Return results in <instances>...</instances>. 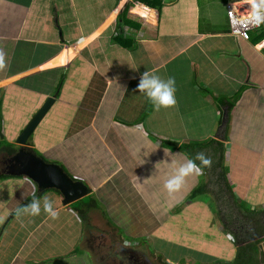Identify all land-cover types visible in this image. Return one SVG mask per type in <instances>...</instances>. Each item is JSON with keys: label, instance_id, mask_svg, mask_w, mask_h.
I'll list each match as a JSON object with an SVG mask.
<instances>
[{"label": "crops", "instance_id": "crops-1", "mask_svg": "<svg viewBox=\"0 0 264 264\" xmlns=\"http://www.w3.org/2000/svg\"><path fill=\"white\" fill-rule=\"evenodd\" d=\"M227 1L163 0L158 8H143L133 0H0V51L5 54L0 125L6 110L0 136L17 145L28 120L46 97L55 95L25 148L83 181L90 188L85 196L99 206L86 209L85 196L81 206L77 200L63 204L59 191L39 190L25 176L20 185L0 152L6 161L0 174L7 175L0 182V264H79L80 259L94 264L89 253L98 257L105 234L93 235L97 230L89 216L97 214V221L109 226L106 217H115V208H107L108 201L119 203L116 223L126 220L129 199L139 225H146L144 214L154 213L146 208L155 200L150 194L142 197L146 187L155 184L159 191L164 185L159 183L185 159L163 145L165 138L222 142L233 192L264 208V37L258 39L262 27L249 38L239 36ZM150 12L155 16L146 17ZM145 70L175 78L174 106L155 110L138 91ZM240 86L227 114L223 102ZM12 103L28 107L16 128L7 121ZM6 123L14 134L5 130ZM45 123L53 130L39 138L37 130L46 129ZM197 178H185L182 198ZM123 180L130 193L121 189ZM34 186L37 198L53 202L56 219L43 210L37 216L17 215ZM151 224L147 230L156 226Z\"/></svg>", "mask_w": 264, "mask_h": 264}, {"label": "rangeland", "instance_id": "rangeland-1", "mask_svg": "<svg viewBox=\"0 0 264 264\" xmlns=\"http://www.w3.org/2000/svg\"><path fill=\"white\" fill-rule=\"evenodd\" d=\"M133 1H138L136 4H134L137 7L145 8V6L149 7L153 5L148 3L147 0ZM149 16H155L154 12H150L146 17ZM11 107L12 108L10 109L8 108L7 116L9 120L7 121H9L12 126H15L13 128H16V126L22 123L24 116L28 112V107L15 106V103H12ZM5 112L6 110L4 112L1 111L4 117L1 120L0 126H2L3 122H5ZM48 114H51V112L49 111ZM48 114L44 118L48 117ZM10 124L6 123L5 125V130L7 132H9L10 128L12 127ZM38 125L35 130L38 128ZM45 125L46 129L44 126H41V128L37 130L39 138L40 136L44 137V133L49 134L53 130L47 128V126L50 125L49 123H45ZM222 127H225V125L223 124ZM14 132L16 131L9 132V135L14 134ZM34 135L35 134L30 135L29 138L32 139ZM205 153L207 154V156L211 157L212 163L211 166L204 168L203 173L198 176L197 181L195 180V184L198 182V179L202 178L205 180L206 189L209 192L206 199L192 203H189L185 199H183L182 201H178L181 199L174 200L173 196H176L177 193L178 197L182 198L183 192H185V190L187 189V186H185L186 182H184L182 188L179 190L181 191L180 193L179 191H177L172 193V195L164 190L163 195L165 198H162V196L160 195V191H162V189L158 191L155 187V184H150V186L153 187L152 191L151 189H149L150 186L146 187V189L144 188L146 192L142 195V197L144 198L145 196H147V194L153 196V198H155V200L153 201L155 207L153 204H150L148 208H146L150 209V211L154 213L144 214L145 219L147 220H143L146 221V225H141L144 231H142V228L139 225L141 218L135 215V211L137 209L132 205V201H130L129 199L125 204L126 220L121 224L116 223L115 219V217H118L120 214L119 210L116 208L119 204L118 202H105L107 208H115L114 210H112L115 217L105 216L106 219L109 220L110 227L102 224L100 221H97V214L89 216L94 221L92 222V226L95 227V230H97L95 231L97 235H93L103 238L105 234L104 238L102 240L100 239L101 241L99 240V243L103 246L101 245L102 248L98 249V251L100 250L99 252H97L98 257H92L89 253V257L93 260V263L99 264L102 261L105 264H166V258H170L175 262V264H197V260H199V264H217V262L219 264H234L235 262L232 263V261L222 259L216 262V259H219L220 257L200 251L203 250L207 244L209 245V243H206L204 241L208 239L206 237L203 238V236L206 233L215 234L216 231L221 232L222 236L225 238V241L223 243L224 250H222V252L224 255H228L231 251V248L227 245L231 240H235L233 238L234 235H232V232H238L239 234L247 237L248 232H250V228L254 227V224H256L252 221V217L254 215H250L247 211H244L235 205V199L233 198L232 193L238 200H240L237 197L239 195L236 192L235 194L224 185L222 177L216 176L215 172L220 171V169H218L219 164L217 165V159H219L220 150L208 148L205 150ZM49 154L50 152L48 150H46L44 153L45 156ZM222 158L224 160L223 162H225V152H223ZM224 164L227 165V163ZM16 178L18 179V183L20 185L25 181L23 177H14V179ZM0 182H2L1 178ZM122 183H125V180H123ZM163 183L164 181H162V183L160 182L159 184ZM121 189H123L126 194L130 193V184H121ZM124 192L123 195H125ZM85 197L86 198L84 199V201L87 202V204L91 202V198L89 195ZM136 199L137 198L135 196L133 200ZM180 202L183 204L182 211L174 213L173 207L177 211V206L180 204ZM93 203H95V201ZM95 205L96 207H99L98 204L95 203ZM101 211L103 213V209H101ZM106 211L107 210L105 208L104 212L106 213ZM214 211H217L218 215H215ZM152 215L153 217L151 218ZM160 218L161 220H159ZM167 218H173L176 225L179 226V228L177 229L180 230L175 231V235H178V232H180L181 234L179 237L172 238L170 241H168V236L171 233L170 227L167 226L168 223L165 224V222H167L165 221ZM244 218H247V220H244ZM255 218H257V216ZM258 218V224L264 223V214H261V216H259ZM213 221L215 222L216 227L212 225L214 224ZM150 223L156 224V226L151 230H147V225ZM189 227H193L191 232L198 233H184V229ZM171 228L174 227L171 226ZM137 229H139L140 234H134V232L136 233ZM198 234L201 235V237H199ZM184 238L187 239V242L185 244H182L181 242H174L179 241L180 239L184 240ZM250 238V240L241 241L238 244V248L239 245L244 246L248 242H252L256 239L258 240L257 236H251ZM244 239L245 238H242L241 240ZM136 241L138 242V245ZM165 241H168L169 243H171V245L166 244ZM134 246V249H137L138 251L137 256L135 257L134 253H132V255L126 254L130 251V248ZM254 247L255 249L249 248L244 251L239 248L238 252H240V256L243 258L242 261L244 264H264V235L259 238V241L255 243ZM192 249H194V251H192ZM233 252L230 256L233 255ZM115 255L119 256V258H116ZM202 255H206V258H202ZM197 256L201 257L203 260H200ZM98 258H100V262L95 263ZM178 258H183L181 263H178ZM226 258H228V256ZM84 261L86 262V259H80L78 263L81 264V262Z\"/></svg>", "mask_w": 264, "mask_h": 264}, {"label": "trees", "instance_id": "trees-1", "mask_svg": "<svg viewBox=\"0 0 264 264\" xmlns=\"http://www.w3.org/2000/svg\"><path fill=\"white\" fill-rule=\"evenodd\" d=\"M147 1L150 4H153L152 5L153 7L158 8L162 4L163 0H147ZM227 2L239 18H246V17H250L252 15L253 4L258 2V0H228ZM260 27H262L261 28L262 30L258 34L261 38H258V39H262L264 37V23H260L259 25L255 26L253 28L247 29L246 33L248 35V38L254 35L253 33H251V31H255V29L260 28ZM117 36L119 39L122 37L121 33H118V32H117ZM242 88H243V86H240L238 88V90L236 91V94L234 95V97L232 99L223 102V104L226 106L227 114L230 112V109L234 105V102L237 100L239 93L241 92ZM216 100H218L219 102L223 101V99L221 97L216 98ZM161 141L165 147L171 149V151H175V152L179 153L181 158L192 157L197 152H204V154L207 156V154L205 153V150L208 148L220 150L219 159H217V165L219 164L218 169H220V171H216L215 174H216V176L222 177L224 185L229 190H231L233 192L232 187H231V185L227 179L228 167L226 164H224V162H223L224 160L222 158V156H223V152L221 151L222 150L221 149L222 142H220L214 138H211V137H209L205 140H201V141H190L189 140V141H183L182 142L180 140L171 139V138L170 139L165 138V139H162ZM15 147H16L15 144L7 142L5 139H3L2 136H0V152H3L2 154H5L6 156H10L15 151ZM35 151L37 154H39L36 149H35ZM62 168H64V167L62 166ZM6 176L7 175L0 174V178L6 177ZM15 177H22V175H18ZM160 189H162V191H160V194L162 197H164L163 193H164L165 189L163 186H161ZM208 193L209 192L206 189V182L204 179L201 178V179H198V182L187 192L186 195H184V197L181 200H178V201H182L183 199H185L189 203L196 202V201L198 202V201L206 199L208 197ZM232 196L235 199L234 202H235V205L237 207H239L240 209H242L244 211H247L250 215L251 214L254 215L252 217L253 218L252 221L256 224H254V227L250 228V232H248L247 237L239 234L238 232L237 233L232 232V235H234L233 238L235 240L234 241L231 240L227 245L228 247L231 248V251L229 252L228 255H224L222 252V250H224L223 243L225 241V238L222 236V233L219 231H216L215 234H209V233L204 234L203 238L206 237L208 239V240H204V241L206 243H209V245L207 244L206 247L200 251L205 252V253H209L211 255H215L217 257H220L219 259H216V262L218 260L222 259V260L232 261V263L235 262L234 264H244L242 261L243 258L240 256V252H238L239 248L242 251L247 250L249 248L255 249L254 245L257 241H259V238H258V240L256 239L252 242L246 243L244 246L239 245V248H238V244L241 241L250 240L251 236L252 237L253 236L258 237L259 235L264 234V223L258 224V222H259L258 217L261 216V214L262 215L264 214V208L260 207V205L259 206H252V205L246 203L245 201L238 200L234 197L233 193H232ZM31 200H32V196L29 199H27L26 201L30 202ZM82 200L83 199L81 198V199L77 200L76 203H78V205L81 206ZM93 202H94L93 199H91V202L88 203L86 209L88 208V210H89L90 208H95V206H94L95 203H93ZM182 209H183V204L180 202V204L177 206V211L173 207V212L174 213L181 212ZM214 212H215V215H218L217 211H214ZM256 216H257V218H255ZM159 220H161V218ZM244 220H247V218H244ZM248 220H249V218H248ZM165 221H167V222H165V224L168 223L167 226L170 227V232H171L170 235L168 236V239H169L168 241H170L172 238L179 237L181 235L180 232H178V235H175L176 234L175 231L180 230V229H177V228H179V226L176 225L175 220L173 218H167ZM213 223L214 224H212V225L214 227H216L214 221H213ZM171 226L174 228H171ZM182 228H184V227H182ZM192 228L193 227H189V228L184 229V233L187 232V233H196L197 234L198 232H191ZM198 236L201 237V235H199V234H198ZM242 238H245V239L241 240ZM138 241H139V239H138ZM174 242H181L182 244H185L187 242V239L184 238V240L180 239L179 241H174ZM136 243L138 245L137 241H136ZM182 246H185V245H182ZM233 247H234V249H233ZM134 248H135V246L131 247L130 251L127 249L129 252H127L126 254L132 255V253H134V255L136 257L138 251H137V249H134ZM192 251H194V249H192ZM232 252H233V255L230 256ZM199 254H201V253H199ZM115 256H116V258H119V256H117V255H115ZM227 256H228V258H226ZM201 257L205 258L206 256L202 255ZM201 257H198V258L200 260H203ZM182 259L183 258H178L177 259L178 263H181ZM196 263L199 264V260H197ZM101 264H105V263H103L101 261Z\"/></svg>", "mask_w": 264, "mask_h": 264}, {"label": "clouds", "instance_id": "clouds-1", "mask_svg": "<svg viewBox=\"0 0 264 264\" xmlns=\"http://www.w3.org/2000/svg\"><path fill=\"white\" fill-rule=\"evenodd\" d=\"M252 20L256 25L264 23V0H258V2L253 4ZM4 66L5 54L0 51V68H3ZM136 87L152 104L155 110L169 108L176 104V83L175 78L172 76L163 79L156 74L155 70H145L141 74ZM17 147L19 146L17 145ZM211 163V157L206 156L204 152H197L192 157H186L184 162L175 167L172 174L164 181V189L169 194L179 191L182 188L186 177L201 175L204 168L211 166ZM63 169L66 171L65 168ZM71 177L75 179L73 176ZM41 210L53 220L58 216V210L53 206V202L47 196L37 198L36 189L34 187L32 200L29 203L18 207L16 213L18 216H37L41 213ZM166 264H175V262L170 258H166ZM217 264L219 263L217 262Z\"/></svg>", "mask_w": 264, "mask_h": 264}, {"label": "water", "instance_id": "water-1", "mask_svg": "<svg viewBox=\"0 0 264 264\" xmlns=\"http://www.w3.org/2000/svg\"><path fill=\"white\" fill-rule=\"evenodd\" d=\"M54 98L55 95L46 97L22 128L15 139V143L19 148L8 158L9 164L6 168L7 172L12 175H22L28 178L36 184L39 190L56 189L62 195V203L69 204L87 195L90 188L83 181L73 179L58 163L45 161L32 150L25 148L28 145V137L50 107Z\"/></svg>", "mask_w": 264, "mask_h": 264}, {"label": "built area", "instance_id": "built-area-1", "mask_svg": "<svg viewBox=\"0 0 264 264\" xmlns=\"http://www.w3.org/2000/svg\"><path fill=\"white\" fill-rule=\"evenodd\" d=\"M228 16V18L232 20L234 29L236 30L237 34L243 38H248V35L246 33L247 29L257 26L252 20V15L246 18H239L229 4Z\"/></svg>", "mask_w": 264, "mask_h": 264}, {"label": "flooded vegetation", "instance_id": "flooded-vegetation-1", "mask_svg": "<svg viewBox=\"0 0 264 264\" xmlns=\"http://www.w3.org/2000/svg\"><path fill=\"white\" fill-rule=\"evenodd\" d=\"M19 147H17V149H18ZM15 152V151H14ZM10 156H6L5 155V158H6V161L8 160V158H9ZM6 162L4 159H2L1 157H0V169H3L2 167L3 166H5V164L4 163H2V162ZM4 164V165H3Z\"/></svg>", "mask_w": 264, "mask_h": 264}]
</instances>
